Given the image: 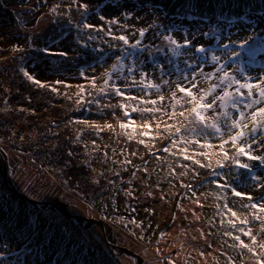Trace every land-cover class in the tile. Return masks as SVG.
<instances>
[{
  "label": "rangeland",
  "instance_id": "1",
  "mask_svg": "<svg viewBox=\"0 0 264 264\" xmlns=\"http://www.w3.org/2000/svg\"><path fill=\"white\" fill-rule=\"evenodd\" d=\"M81 3L88 5L87 12L79 7ZM188 3L191 7L185 10ZM53 8H56V12L52 11ZM125 11L132 14L131 19H124L120 15ZM222 13L229 19L235 18V23L228 25ZM99 14L109 20L119 18L127 27L107 25L99 19ZM241 15L244 16L243 20L240 19ZM83 22L103 27L104 31L84 29ZM109 27L112 35H125L129 44L140 39L137 29L149 28L138 46L143 51L112 39V35H105ZM211 28L216 29L215 35H203L210 32ZM169 29H175L170 34L179 43L184 42L187 33V39L191 40L192 45H202L208 51L192 55L194 48L178 49L175 51L187 52L189 55H175V45H169L163 39V35L169 34ZM250 36L253 39L249 44L243 49L239 48L238 44ZM262 41L264 0H78L77 4H73L72 0H0V70L9 66L12 58L28 55L24 69L47 87L58 90L55 98H60L61 101L56 100L53 104L64 106L67 104L66 100L68 103L72 102V111L79 114L77 117L80 120L89 121L88 126L94 122L99 126L111 124L114 127L119 124L118 121L127 119L119 107H111L121 102L128 103L123 97L114 94L112 85L120 87L125 95H143L145 99H157L153 89L147 90L149 94L145 95L142 86L133 84L132 77L137 81L141 79V70L148 74L151 82L161 85V92L166 98L160 107L168 112L172 111L169 105L173 103L170 99L171 92L176 90L174 82L188 86V81L183 76L191 78L193 69L188 64L193 62L196 64V72L203 68L208 73L227 61V71L236 75L242 83L244 77L236 71L237 65L244 68L245 74L253 77L251 83H259V77L264 74V51L257 49L264 46ZM224 44L229 47L224 48ZM14 48L22 50L13 51ZM44 49L48 51H43ZM233 51L240 53L234 60L230 59ZM49 52H65L66 55L54 56ZM253 52L255 55H250ZM201 55L206 56V61L196 59ZM212 55L220 58L218 64L211 63ZM118 59H121L123 67L117 65L119 71L112 72L109 87L105 89L107 95L101 94L99 88L104 85V74L111 72ZM130 68L134 70L130 72ZM93 79L96 89L91 87ZM58 80L64 83L57 84ZM164 80L169 83L163 84ZM197 80H202V77L197 76ZM80 85L84 86L85 91L78 97L76 93ZM198 87L207 88L208 83H202ZM234 89L235 86L232 90ZM241 91L246 94V90ZM182 95L177 93L178 97ZM78 99L81 101L79 104ZM131 103L137 104L136 101ZM106 104L109 107H104ZM240 107L245 112L251 111L243 109V105ZM180 110L177 106L176 111ZM219 111L222 110L217 109ZM229 111L234 117L238 115L232 109ZM129 112L136 121L130 127L137 129L127 145L134 151L136 160L140 161L139 158L143 157L150 161L157 151L162 152L167 147L169 160L190 172L187 176L180 174L181 178L175 184L190 180L186 184L193 187L195 195L188 200H180L179 190L172 188L171 184L174 182L170 186L164 184V190L152 188L143 177L145 174L142 167L138 166L121 178L123 183L117 194H114L116 210L107 202L93 205L81 191H69L62 176L51 172L37 161H33L35 165H32L30 160L33 156L21 143L16 145L0 140V154L7 165L11 186L37 202V205H33L20 199L18 201L13 192V195L8 192L0 161V264H40L37 251L44 254L42 264H138V259L122 248L140 257L141 264H150L146 254L148 251H151L150 255L154 258H157V254L159 260L155 264H168L169 260L173 264H229V258L232 264H255L256 258L246 249L229 247L238 242L226 233L239 235L242 240L251 244L250 239L239 231L240 228H251L258 241L264 239V233L260 232L261 222L253 219V215L264 216V212H260L258 207H245L252 203H264V165L241 156L238 159L249 164L251 171L238 168L232 161L236 150L230 144L225 145L228 159H224L218 147L221 140L211 133L208 142L213 147L201 149L198 144H189L187 147L192 159L185 160L180 149L186 145L173 146L172 140L179 138L170 137L163 124L157 130L155 124L159 122L158 119L152 120L148 113L142 117L139 112H131L130 109ZM1 114L3 113H0V118H4ZM160 115L161 113L156 114L157 117ZM163 119L168 124L177 126L183 118L169 120L164 116ZM145 120L152 124L151 130H148L149 136L139 135L141 131H146L138 127ZM19 127L25 129L23 125ZM157 131L160 138L153 139ZM111 132L113 133L112 129ZM224 132L227 138V129ZM260 137L261 133L258 132L257 142L251 149L253 155H264V139ZM139 139L145 140L148 147L137 143ZM199 139L200 143H204L203 138ZM204 151L208 152L207 158L194 154ZM193 159L211 166L200 167L193 163ZM218 159L224 164L221 173L211 171L213 165L217 166ZM232 189L245 194L244 198L234 196ZM202 194L207 195L208 199ZM247 195H251L253 199L249 201ZM171 204H175V207L172 208ZM225 204L227 208L224 207ZM229 208L237 213L235 217L228 211ZM245 218L249 223L241 224L240 221ZM122 219H125L126 227ZM133 220L139 227L131 223ZM34 224L45 235L36 237L33 230L31 243L34 256L32 253L27 255V250L18 255L23 244L29 242L24 241V228L33 227ZM232 224L236 227L233 228ZM176 240L184 250L176 249ZM85 252L88 253L87 256L82 254ZM70 258L73 263L69 262Z\"/></svg>",
  "mask_w": 264,
  "mask_h": 264
},
{
  "label": "snow or ice",
  "instance_id": "2",
  "mask_svg": "<svg viewBox=\"0 0 264 264\" xmlns=\"http://www.w3.org/2000/svg\"><path fill=\"white\" fill-rule=\"evenodd\" d=\"M73 4H77L78 0H72ZM119 7L120 5H115ZM58 7V6H57ZM79 7L82 8L85 12L88 11V5L87 4H79ZM191 7V4L188 3L185 5V10L189 9ZM53 12H56V8L52 9ZM155 11V10H154ZM124 19H131L132 14L130 12H122L120 14ZM222 17L226 20L228 25H232L235 23V18L229 19L227 16H223V13L221 14ZM99 19L101 21H104L107 25H119L121 28L127 27V25H124L121 23L119 18H112L107 19L103 14H99ZM240 19L243 20L244 16L241 15ZM152 25H149L151 27ZM82 27L84 29H94L97 32L104 31L103 27H97L95 25H92L87 22L82 23ZM249 27H251L249 25ZM149 30V28H140L137 29L139 33L140 39H137L135 43L129 44V40L125 35H112L111 28L109 27V30L105 32V35H112V39L122 41L124 45H128L132 49L143 51L142 48H139L138 46L141 45L143 38L145 37L146 32ZM175 29H169V34L163 35V39L168 42L169 45H175L174 54L175 55H189L187 52H179L175 51L178 49H188V48H194V52H192V55H195L196 53L205 54L208 49H206L204 46H194L192 45L191 40L187 39V33L185 34L184 42L179 43L176 39L173 38V36L170 34L171 31ZM216 29L211 28L210 32L203 33V35L208 36L210 34L215 35ZM159 34V33H157ZM90 39H93V37H89ZM193 38H195V35L193 34ZM219 39V37H217ZM253 37H249L248 39L240 42L238 44V47L243 49L246 47V45L249 44V41L252 40ZM262 45H264V41H262ZM224 48H228V44L223 45ZM22 49L14 48L13 51H20ZM258 51H264V46H261ZM43 51H48L47 49H44ZM50 55L54 56H65V52H49ZM131 55V53L129 54ZM240 55L239 52L233 51L231 53L230 59L234 60L236 57ZM250 55L254 56L255 53H251ZM122 59V58H121ZM121 59L117 60V63L112 66L111 72H106L104 75L106 77L104 81V85L99 88V92L101 94L107 95L105 92V89L109 87L108 81L112 79V72L119 71V68L117 65H120V67H123L121 64ZM197 60H205L206 56L201 55L199 57H196ZM220 58L216 55H212L211 57V63L218 64ZM187 64L188 62L185 61ZM228 62L226 61L224 64H219V67L215 69L213 72L205 73L203 71V68L200 69L199 72L195 71L196 64L195 62L188 64L189 68L193 69V72L191 74V78H189L188 75H184L183 79L188 81V86L182 85L179 82L175 83V91L171 92L170 99L173 101L172 104L169 105V107L172 109L171 112H168L166 109L160 107V105L165 101V95L161 92V85L151 82V80L148 79V74L144 71H140V77L141 79L137 81L134 77H132L133 84H138L142 86L144 89L145 95H148L149 89H153L155 93L157 94V99H145L144 96H134V95H125V93L121 90L120 87H117L115 85H112L111 90L114 92V94L118 97H123L124 101H127L128 103L121 102L118 105H111V107L114 109L116 107H119L123 111V115L125 118H127L124 121H118L119 127L122 130V134L127 136L129 140L133 139V135H130L127 131L131 125L136 124V121L133 120L130 116L129 109L131 112H139L141 116L145 113L150 114L152 120H159L155 124V127L157 130L161 128V124L164 125V130L168 132V135L170 137H178L179 139H173L172 145L176 146L177 144H185L186 146L183 149H180L181 154L183 155V159L189 160L192 159V155H189L188 147L189 144H198L199 148L201 149H210L213 146L208 142V136L209 134L215 135L217 138L221 140V143L219 144V150L220 153L223 155L224 159H228V151L225 149V145L230 144L232 148L236 150L235 155L232 157L233 163L238 167L242 169H247L249 172L251 171V168L249 167V164L242 163L238 157L246 156L248 160H255L258 161L260 164L264 165V155H253L251 152L252 146L254 143H256V135L257 133H261V139H264V74H262L259 77V83H251L250 81L253 79V77L245 74V70L243 67H240L237 65L236 71L239 72L244 77V82L242 83L241 80L237 78L236 75H234L232 72L227 71L226 65ZM134 69L130 68L129 71H133ZM24 76L27 80L31 81L33 84L38 85L39 87H45L46 85L42 83L40 80L35 79L33 75H30L27 71H24ZM219 74V75H218ZM197 76L202 77V80H197ZM179 79V78H178ZM147 80V82H145ZM211 81H216L212 83ZM57 84L64 83L63 81H56ZM91 87L93 89L97 88V85L95 83V80L93 79L91 82ZM169 83L168 80H164L163 84L167 85ZM202 83H208L207 88H200L198 85ZM233 86H235V89H233ZM65 87H71L70 85H65ZM79 91L76 93V95L79 97L84 91L85 88L83 85L78 86ZM193 89H196L194 92ZM246 90V94L244 91ZM52 91L56 92L58 91L56 88H52ZM182 93V96H177V93ZM255 92V97H254ZM91 95V93H89ZM136 101L137 104L133 105L131 102ZM81 101L78 99L77 104H79ZM91 102V101H89ZM140 105H144L141 107ZM147 105H152V107H147ZM185 105H190V107H185ZM243 105V109H250V112H245L240 107ZM97 106H99V102H97ZM177 106L180 107V111L177 112ZM259 106V107H257ZM104 107H109V105H104ZM217 109H221L222 111L217 112ZM229 109L234 110L238 115L233 116L232 112L229 111ZM212 113V115H209V113ZM161 113L160 117H157L156 114ZM187 113V114H186ZM115 115V113H113ZM164 116H167L169 120H173L174 118H183L180 122L179 126H175L173 124H168L167 121L163 119ZM75 123L79 124H89V121L87 120H78L75 121ZM251 125V127H250ZM91 127L97 129L98 131H102L103 129L100 128V126L96 123H91ZM104 127L108 129H113V125L106 124ZM138 127L146 130L141 131L139 135L141 136H149L150 131L152 128V124L145 120V122L141 125H138ZM174 129V130H173ZM224 129H227V138H225V132ZM114 130V129H113ZM182 130L185 134H182ZM247 130V131H246ZM133 132H135V129H133ZM160 138L159 131L156 132V134L153 136V139ZM166 138V137H164ZM204 139V143H200V139ZM77 140H79V137H77ZM137 143L144 144L145 147H148V144L143 139L137 140ZM248 149V151H246ZM163 151L167 152L169 149L165 147ZM195 155H202L205 158L208 157V152H197L194 153ZM69 155L71 156L72 153L70 152ZM135 155V153H133ZM125 163H131V161H125ZM193 163L198 164L200 167H210V164H203L199 160L193 159ZM218 167H224V164L221 163V161L218 159L216 161ZM253 179H256L255 176L252 177ZM223 187V186H221ZM232 194L237 197L244 198L243 193L236 191L235 189H232ZM128 195H131V193H128ZM150 195V194H149ZM249 201H251L253 198L251 195H247L246 197ZM225 208H227V204L224 205ZM245 207H250L252 209L259 208L260 212H264V203L257 205L255 203H252L250 205H245ZM229 212H231V215L235 217L237 213L235 211H232V209H228ZM253 219L258 220L261 222L260 225V232L264 233V216L259 215H253ZM131 223L137 224L135 220L131 221ZM241 224H248L249 221L247 218L240 221ZM127 226V223H125V227ZM139 227V224H137ZM232 227L235 228V224H232ZM239 231L246 237H248L251 241V244L246 243L244 240L240 238L239 235L233 236L231 232H227L226 235L231 236L233 240L237 241L238 243L236 245H229V247H238L240 249H246L249 253L252 254L253 257H255V264H264V239H261L258 241L257 235H254L251 228H248L245 230L244 228H240ZM143 239V237H141ZM257 249H260L258 252ZM168 264H173L171 260L168 261ZM229 264H232L231 258H229Z\"/></svg>",
  "mask_w": 264,
  "mask_h": 264
},
{
  "label": "trees",
  "instance_id": "3",
  "mask_svg": "<svg viewBox=\"0 0 264 264\" xmlns=\"http://www.w3.org/2000/svg\"><path fill=\"white\" fill-rule=\"evenodd\" d=\"M28 57L25 54L12 58L10 65L0 70V113H3L1 116H5L0 118L1 141L16 145L21 143L33 156L30 160L32 165H35L33 161H37L51 172L62 176L69 191H81L80 193L89 198L93 205L107 202L116 210L114 194H117L123 183L121 178L138 166L142 167L145 174L143 177L152 188L164 190V184L170 186L174 182L171 185L172 188L179 190L180 200H188L195 195L193 187L186 184L190 180L175 184L181 178L180 174L187 176L190 172L169 160L168 152L157 151L150 161L144 160L143 157H140L139 161L133 155L134 151L132 152L127 145L130 140L122 134L119 124L113 127L112 133L111 129L104 125L100 126L103 130L98 131L91 126L75 123L80 119L77 117L79 114L72 111L74 107L72 102L68 103L66 100L70 105L64 106L53 104L61 99L55 98L56 93L51 90L52 88L39 87L26 79L23 74L26 70L23 66ZM19 125H23L25 129ZM133 129L132 127L127 129L130 135L135 134ZM182 134L186 135L183 130ZM126 160L131 163H125ZM216 170L221 173V167L213 165L211 171ZM1 190L3 191V188ZM8 192L13 195L9 189ZM14 196L18 201L21 200L15 194ZM171 207L174 208L175 204H171ZM124 220L121 221L125 222ZM24 230L26 231L23 235L24 241H29L27 243L31 247L24 243L17 254H24L27 250V255L32 253L34 256L32 232L33 230L36 232V237L45 233L35 224L33 227L26 226ZM58 242L61 243L59 240ZM174 244L176 249H183L178 240ZM174 244L171 243V246ZM37 252L39 263L42 264L44 254L42 251ZM82 254L88 255L86 252ZM72 260L70 258L69 262L73 263Z\"/></svg>",
  "mask_w": 264,
  "mask_h": 264
},
{
  "label": "water",
  "instance_id": "4",
  "mask_svg": "<svg viewBox=\"0 0 264 264\" xmlns=\"http://www.w3.org/2000/svg\"><path fill=\"white\" fill-rule=\"evenodd\" d=\"M0 161L2 163V171H3V177H4V180H5V185L7 186V188L13 192L17 197H19L21 200L25 201L26 203H29V204H33V205H37V202L24 196L23 194H21L19 191H17L16 189H14L10 182H9V178H8V172H7V165L5 163V160H4V157L0 154ZM121 248V247H120ZM124 249L126 252L130 253L131 255H133L134 257H136L138 259V264H141L142 262V259L138 256H136L134 253H131L129 252L127 249L125 248H122Z\"/></svg>",
  "mask_w": 264,
  "mask_h": 264
},
{
  "label": "bare ground",
  "instance_id": "5",
  "mask_svg": "<svg viewBox=\"0 0 264 264\" xmlns=\"http://www.w3.org/2000/svg\"><path fill=\"white\" fill-rule=\"evenodd\" d=\"M147 251H144V253H146ZM147 255H148V259H149V263L150 264H155V263H157L158 262V256H157V254H156V257L157 258H154L153 256H151L150 254H151V251H148L147 253H146Z\"/></svg>",
  "mask_w": 264,
  "mask_h": 264
}]
</instances>
